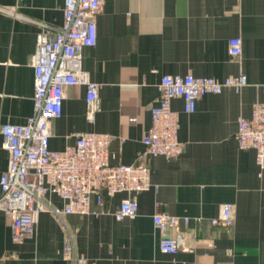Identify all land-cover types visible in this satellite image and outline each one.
Masks as SVG:
<instances>
[{
  "label": "crops",
  "instance_id": "obj_1",
  "mask_svg": "<svg viewBox=\"0 0 264 264\" xmlns=\"http://www.w3.org/2000/svg\"><path fill=\"white\" fill-rule=\"evenodd\" d=\"M63 21L64 0H0V126L32 114L37 36ZM96 22L83 67L100 86V110L88 121L86 88L68 86L62 116L52 122L53 149L72 143L73 132L109 133L112 162L135 163L164 75H243L247 84L203 95L191 113L182 98L172 101L185 148L177 157L143 159L154 185L134 194L137 215L115 217L125 195L117 194L89 214L44 212L36 233L18 243L0 211V264H264V172L255 151L236 141L239 118L264 103V0H106ZM232 37L242 39L240 55L230 53ZM8 159L0 134V175ZM52 201L62 208L59 197ZM224 202L236 208L229 232L210 221ZM156 211L190 218L168 230L180 240L177 253L160 250Z\"/></svg>",
  "mask_w": 264,
  "mask_h": 264
},
{
  "label": "built area",
  "instance_id": "obj_2",
  "mask_svg": "<svg viewBox=\"0 0 264 264\" xmlns=\"http://www.w3.org/2000/svg\"><path fill=\"white\" fill-rule=\"evenodd\" d=\"M106 0H64V21L56 31L42 30L37 36L33 68L35 91L33 112L23 124L5 122L0 126L3 146L9 152L7 169L0 175V211L10 220L12 239L23 243L37 230L42 213L50 211L60 218L65 214H89L93 204L103 205L106 198L124 193L114 215L118 220L138 214L135 193L153 187L151 168L144 162L148 156L177 157L185 148L179 140V113L172 106L182 98L184 110L194 112L197 100L209 93H221L231 87L240 91L245 76H213L166 74L159 83L160 97L150 108L152 124L143 143L145 150L137 162L113 163L110 143L113 136L99 132H73L63 149L50 145L53 120L62 116L65 90L68 86L86 88V116L95 122L100 110V86L83 67L84 50L97 42L96 15ZM232 55L242 52V39H229ZM264 89V86H263ZM2 94L0 93V100ZM236 141L240 148L255 151L259 175L264 172V103L257 102L249 117L238 121ZM52 196L63 201L56 208ZM235 204L224 202L219 214L210 218L214 225L231 231L235 223ZM153 222L160 231L159 248L177 253L180 240L168 232L178 229L190 218L156 211ZM65 251L71 252L70 241ZM86 262L85 258H80Z\"/></svg>",
  "mask_w": 264,
  "mask_h": 264
}]
</instances>
